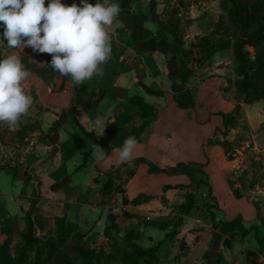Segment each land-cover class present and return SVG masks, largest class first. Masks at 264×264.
<instances>
[{
  "label": "crops",
  "instance_id": "1",
  "mask_svg": "<svg viewBox=\"0 0 264 264\" xmlns=\"http://www.w3.org/2000/svg\"><path fill=\"white\" fill-rule=\"evenodd\" d=\"M113 2L103 76L79 85L49 55L9 49L0 27V58L21 57L34 101L16 131L0 124V231L31 213L98 249L155 247L158 264H264V100H236L223 51L199 45L203 0Z\"/></svg>",
  "mask_w": 264,
  "mask_h": 264
},
{
  "label": "clouds",
  "instance_id": "2",
  "mask_svg": "<svg viewBox=\"0 0 264 264\" xmlns=\"http://www.w3.org/2000/svg\"><path fill=\"white\" fill-rule=\"evenodd\" d=\"M121 13V6L113 0H80L70 6L61 0H0V27L9 49L31 48L33 53L51 57V67L74 84H81L94 76H103L102 65L111 56V36L108 32ZM31 75L17 54L0 58V124L10 132L18 129L34 101L25 91L24 82ZM104 121L97 118L96 126ZM137 146L135 136L125 139L119 150V162L132 165V153ZM92 155L99 161L106 159L98 144Z\"/></svg>",
  "mask_w": 264,
  "mask_h": 264
},
{
  "label": "trees",
  "instance_id": "3",
  "mask_svg": "<svg viewBox=\"0 0 264 264\" xmlns=\"http://www.w3.org/2000/svg\"><path fill=\"white\" fill-rule=\"evenodd\" d=\"M230 1V22L238 27L240 32L249 29L254 23L262 24L261 27L255 29L244 37V39L236 43L234 47L237 55L245 62L242 68V82L239 84V88L245 93L251 84L249 78H252V74L256 73L263 64V59L260 55H257L254 61L250 63L247 53L243 51V46H255L259 43H264V20L257 14L258 3H252L251 0ZM261 3H264V0H261ZM239 13L244 14L243 19H241ZM199 45L205 50L206 55H211L227 46L225 44H215L207 38H202ZM253 68H256L254 73H250L249 70L251 71ZM260 98H264V93L262 95H256L254 100ZM245 102H250V100L245 99ZM46 223L47 219L38 214L28 213L24 217V228L17 233L21 242L15 245L14 251L16 252V256L11 255L9 246L16 231L13 224H10L3 231H0V264H15V262L20 263L26 261L31 250L36 251L35 257L37 261L41 260L40 256L43 254H46V259L43 260H48L50 254H52V250L62 243L69 235L76 233L75 236L82 237L75 224L65 222L63 218L59 217L54 219V227L49 229L51 235L47 237L45 233L41 232L45 230L44 225ZM39 232L43 234L42 236L47 238L42 239ZM79 249L81 252L88 255L87 261L84 264H107V261L111 260H118L121 264H152V262L157 259L155 247L143 249L135 244L130 245V250L120 243L110 245L107 250L104 248L92 249L83 246Z\"/></svg>",
  "mask_w": 264,
  "mask_h": 264
},
{
  "label": "rangeland",
  "instance_id": "4",
  "mask_svg": "<svg viewBox=\"0 0 264 264\" xmlns=\"http://www.w3.org/2000/svg\"><path fill=\"white\" fill-rule=\"evenodd\" d=\"M196 1V0H195ZM206 5L205 7L209 9V11H204L201 15L203 24V36L201 38L210 39L215 44H225L227 45L224 49L220 50L223 51L221 54V58L226 65L221 66V73H223L228 78V86L234 95L236 100H241L245 102V99L251 101H255L254 98L256 95H262L264 93V43H259L255 46L244 45L243 51L247 53L249 57V62H253L255 57L258 55L261 56L263 59V64L259 67L256 73H254L256 68H253L250 73L252 74V78L250 79V86L244 93L241 88H239V84L242 82V68L245 65V62L241 59L239 55L235 52V44L244 39L247 35L253 32L255 29L262 26L261 23H254L249 29L239 31L238 27L234 26L230 22L229 13L231 11V1L230 0H203ZM252 3H258V12L257 14L260 15L262 20H264V3H261V0H251ZM241 19L244 18V14L239 13ZM248 62V63H249ZM264 100V98H260ZM258 99V100H260ZM246 103V102H245ZM19 153V152H16ZM2 158V157H0ZM19 229H16L14 236L10 241V253L12 256H16L15 245L21 242L19 235L17 234L20 230L24 228L23 223L20 221ZM45 235L48 237L50 234L51 227H54V221L47 223L44 225ZM50 227V228H49ZM39 232L40 236L43 234ZM79 233L82 237L75 236L76 233L69 235L62 243L56 246L52 250V254L48 260L46 259V254L40 256V261L36 260V251L31 250L28 255L26 261L23 262H15V264H84L87 261L88 255L80 251V247L98 249L93 243L89 242L87 238L84 237L80 231ZM42 236L41 238H47ZM130 240L126 239L122 243L123 245L130 250ZM109 249V247L107 248ZM158 256V255H157ZM157 261V262H156ZM153 261L152 264H158V260ZM155 262V263H154ZM107 264H121L118 260L117 261H107ZM147 264V263H143ZM161 264V263H160Z\"/></svg>",
  "mask_w": 264,
  "mask_h": 264
}]
</instances>
